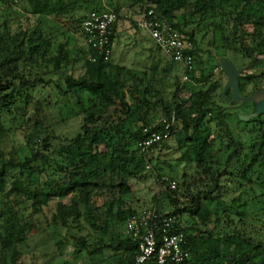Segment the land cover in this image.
<instances>
[{"label":"trees","instance_id":"1","mask_svg":"<svg viewBox=\"0 0 264 264\" xmlns=\"http://www.w3.org/2000/svg\"><path fill=\"white\" fill-rule=\"evenodd\" d=\"M11 1L0 0V264H18L26 242L39 233L54 238L55 261L67 242L61 228L81 231L83 220L93 233L67 235L83 264H137L141 238L125 225L154 209L161 218H173L170 226L156 229L158 240L184 234L189 256L182 264H264V114L240 118L255 111L254 102L227 108L232 95L228 91L222 99L221 78L188 96L180 95L177 78L166 100L155 70L106 60L92 49L83 29L92 11L114 10L113 47L120 21L133 19L140 28L135 17L154 9V19L166 20L191 43L195 68L189 81L209 83L219 69L216 57L233 52L247 59L240 88L248 96L264 89V0H25L35 24L17 31ZM220 41L225 53H217ZM200 53L207 54L204 61ZM74 63H81L78 75L69 69ZM48 85L79 100L82 119L71 136L57 135L43 113L23 110L33 101L34 89ZM173 113L177 122L169 137L151 153L141 152L140 143L151 131H166L162 124L144 129ZM14 114L27 115L24 129L16 128L25 149L18 159L2 145L6 121ZM160 151L171 155L173 162H165L170 179L164 177L168 172H163ZM147 161H156L162 190L151 208L138 211L131 204L130 181L148 170ZM187 166L194 168L193 175L187 176ZM144 264H158L157 258Z\"/></svg>","mask_w":264,"mask_h":264},{"label":"rangeland","instance_id":"2","mask_svg":"<svg viewBox=\"0 0 264 264\" xmlns=\"http://www.w3.org/2000/svg\"><path fill=\"white\" fill-rule=\"evenodd\" d=\"M23 2L27 4L25 0H14L8 5L11 6L9 7V11L11 12L12 28L14 31L20 30L21 28L25 29L35 24L34 16L26 11L23 7ZM26 6H28V4ZM5 7L6 6L2 5L1 11ZM138 8L140 12H142L140 5H138ZM133 22L135 23L132 19V22L127 21L126 24L134 25ZM133 25L131 26L133 30H121L119 33L118 39H116L114 44L113 61L117 64L128 67H134L142 70L146 69L149 70V72H151V70H155V77L160 80V83L165 87L166 100L172 98L178 82L182 86L179 91L181 96H188L193 91L197 90H207L210 87L212 80L215 79L221 78L223 82L226 83V74L220 68L213 71L209 83H196L194 81L184 82L182 80L184 73L183 66L177 62H173L172 59L165 55L161 49L156 46L147 29L141 28L140 31L135 25V27ZM217 34L219 39H221L223 36L222 32L218 30ZM222 44V41H220L219 46L221 47L217 53L226 52L225 49L222 48ZM203 45H206V41ZM197 57L204 61L207 54L200 53ZM228 57H230L238 66H243V64L247 62V59L243 58L242 55L234 54L233 52H229ZM80 66L81 63H74L72 64V67H69V69L71 70L73 68L72 71L78 75L80 73L79 70L81 69ZM54 78L58 79L57 76H54ZM177 78L178 82L176 80ZM32 93L33 101L29 104H25V107L23 108V110L27 112V115H33L35 112L39 111L45 115L43 118L48 124L54 125L55 133H57V135H73L82 119V115L79 114L82 110L79 100L74 95L69 94L65 96L61 94L53 85L45 86V88L42 89L36 87ZM83 97L87 98V94ZM17 104L23 107V102H21V100H19ZM153 112L154 110H152V113ZM27 115L22 114V119L20 118V115L14 114L6 121V129L9 130L7 132V137L2 142V145L9 155L12 154V156L17 159L19 156L24 155L25 149L23 147V135L20 133V130L17 131L16 128L19 126L23 128L21 124H24L23 122ZM170 146L172 149L174 148L172 144ZM159 156L161 159L160 162H162L160 164H163L161 166H165V168L168 167L165 162H173L172 159H170V153H167V151H160ZM155 165L156 161H153V165L150 169L130 181L134 192V198L131 204L138 211L151 208L154 202L153 197L158 195L162 190L161 180L158 179V172ZM180 168H183V166H180ZM193 170V167L187 166V176L193 175ZM163 172H168L164 175V177H166V179H170L171 169L166 168ZM176 182L179 183V181ZM166 197L167 196L162 194L159 198L165 200ZM76 232L78 236H88L91 232L93 233V230L86 220H83L81 231H79L78 227H76V229L61 228V236L64 235L67 242H65L63 246V256L57 258L55 261H52V256L57 252L54 238L50 234L39 233L40 235L38 234L35 237V240H29L26 242L25 253H23L22 257H19L18 264H44L42 256H45V260H48L49 258L50 261L48 260V264H61L63 262L62 260L83 264L84 261L82 255L80 254L78 256L74 252V249H76L77 246L70 238L67 237V235L72 237V234H76Z\"/></svg>","mask_w":264,"mask_h":264},{"label":"built area","instance_id":"3","mask_svg":"<svg viewBox=\"0 0 264 264\" xmlns=\"http://www.w3.org/2000/svg\"><path fill=\"white\" fill-rule=\"evenodd\" d=\"M154 15V9L149 10L148 14L139 20L140 28L147 29L156 46L170 59L184 67L182 80L184 82L189 81L190 73L195 68L194 56L189 52L191 43L169 22L154 19ZM117 20V13L112 9H107L105 11H92L83 22V29L88 35V42L92 49L106 60L111 59L113 55L111 35ZM96 59L95 55L91 57L92 61H96ZM176 122L177 118L175 113H173L169 118H164L152 127L145 128V132H150L152 128L162 124L166 131L164 133L151 131V136L140 143L141 152L148 154L154 151L155 144L169 137L171 128ZM151 167L152 164L147 161L146 169ZM170 187L175 188L176 184L172 182ZM172 219V217H159L154 209L144 213V215L133 216L127 220L126 231L132 233L135 237L141 238L137 264H144L154 257L157 258L158 264H168L169 262L182 264L186 261L189 255L183 249L185 243L184 234H165L160 240L157 238L156 229L161 226L163 228L170 226Z\"/></svg>","mask_w":264,"mask_h":264},{"label":"water","instance_id":"4","mask_svg":"<svg viewBox=\"0 0 264 264\" xmlns=\"http://www.w3.org/2000/svg\"><path fill=\"white\" fill-rule=\"evenodd\" d=\"M216 61L219 68L222 69L225 74L227 81L221 92V97L225 101L227 99L226 93L231 91L232 105L227 108H240L242 105L254 102L255 111L252 113L240 114V118L243 120H250L254 117H258L264 114V89L258 90L248 96H243L240 88V76L244 70V66H238L228 56H217Z\"/></svg>","mask_w":264,"mask_h":264},{"label":"crops","instance_id":"5","mask_svg":"<svg viewBox=\"0 0 264 264\" xmlns=\"http://www.w3.org/2000/svg\"><path fill=\"white\" fill-rule=\"evenodd\" d=\"M143 16H140V15H137L136 17H135V20H137V21H139L141 18H142ZM128 22H132V21H128ZM127 23V20H122V21H120L118 24H117V26H116V32H115V38H114V40H113V55H112V59L114 58V44H115V41H116V39H118V36H119V33L121 32V30H133L132 29V25L133 24H126ZM134 23V22H133ZM134 25L136 26V28L138 29V30H140L141 31V28H139L138 26H137V24L136 23H134ZM133 25V26H134ZM134 26V27H135Z\"/></svg>","mask_w":264,"mask_h":264}]
</instances>
